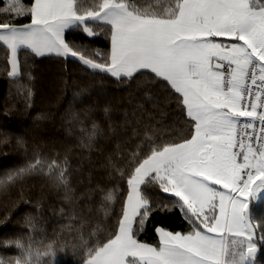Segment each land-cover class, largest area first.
<instances>
[{
    "label": "snow or ice",
    "instance_id": "1",
    "mask_svg": "<svg viewBox=\"0 0 264 264\" xmlns=\"http://www.w3.org/2000/svg\"><path fill=\"white\" fill-rule=\"evenodd\" d=\"M4 4L0 47L10 78L21 75V49L35 57H72L117 81L148 72L166 82L191 124L190 138L153 146L142 158L134 154L115 230L105 239L84 242L79 264H256L264 244V222L254 223L251 214L252 204L264 194V0ZM25 16L30 23L15 22ZM73 28L88 38L98 34L97 28L106 29L110 51L90 53L69 44L65 32ZM27 94L30 97L31 91ZM98 131L93 123L81 146L90 148ZM33 173L47 176L67 192V161L48 163L39 155L0 178V188ZM149 186L175 199L154 209L145 191ZM104 199L116 200L115 189ZM173 207H179L191 225L188 233L157 227L158 246L136 238L154 210ZM7 243L14 244L19 255L0 258V264H54L57 250L67 247L59 240L44 243L31 236Z\"/></svg>",
    "mask_w": 264,
    "mask_h": 264
},
{
    "label": "trees",
    "instance_id": "2",
    "mask_svg": "<svg viewBox=\"0 0 264 264\" xmlns=\"http://www.w3.org/2000/svg\"><path fill=\"white\" fill-rule=\"evenodd\" d=\"M33 2L23 0L26 6ZM82 2L87 6L91 0ZM134 2L146 6L157 0ZM0 6H6L4 0ZM15 22L30 23V17ZM96 32L88 38L81 29L73 28L65 32V39L90 53H108L110 32L101 28ZM18 59L21 75L10 78L6 52L0 47V178L39 155L48 163L67 161L68 189L54 185L41 173L0 188V258L19 255L8 241L31 236L36 241L59 240L67 245L66 250H57L54 264H79L84 242L105 239L115 230L134 154L142 158L153 146L190 138L191 124L166 82L153 79L151 73L117 81L86 69L72 57H35L21 49ZM93 123L99 131L90 148L82 147L81 138ZM112 189L117 199L106 202L104 197ZM145 191L154 209L175 199L158 187L149 186ZM251 214L254 223L264 222V196L252 204ZM157 227L182 234L191 229L179 207L154 210L136 238L158 246ZM76 228L79 232L72 230ZM259 235L258 231V240ZM256 264H264V244L259 246Z\"/></svg>",
    "mask_w": 264,
    "mask_h": 264
},
{
    "label": "crops",
    "instance_id": "3",
    "mask_svg": "<svg viewBox=\"0 0 264 264\" xmlns=\"http://www.w3.org/2000/svg\"><path fill=\"white\" fill-rule=\"evenodd\" d=\"M67 31V30H66ZM20 51V50H19ZM30 51V50H28ZM46 56H54V55H46ZM65 58V57H64ZM66 58H70V57H66ZM264 196V194H262V197ZM259 201V200H258ZM257 202V201H256Z\"/></svg>",
    "mask_w": 264,
    "mask_h": 264
},
{
    "label": "rangeland",
    "instance_id": "4",
    "mask_svg": "<svg viewBox=\"0 0 264 264\" xmlns=\"http://www.w3.org/2000/svg\"><path fill=\"white\" fill-rule=\"evenodd\" d=\"M218 187V186H217ZM221 190H223V189H221Z\"/></svg>",
    "mask_w": 264,
    "mask_h": 264
}]
</instances>
